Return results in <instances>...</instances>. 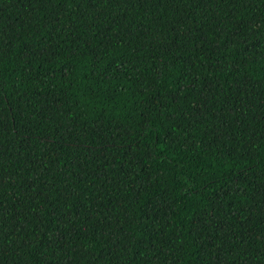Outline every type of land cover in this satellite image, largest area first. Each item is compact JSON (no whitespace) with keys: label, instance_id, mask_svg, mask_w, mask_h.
Segmentation results:
<instances>
[{"label":"trees","instance_id":"16d2710c","mask_svg":"<svg viewBox=\"0 0 264 264\" xmlns=\"http://www.w3.org/2000/svg\"><path fill=\"white\" fill-rule=\"evenodd\" d=\"M0 264H264V0H0Z\"/></svg>","mask_w":264,"mask_h":264}]
</instances>
